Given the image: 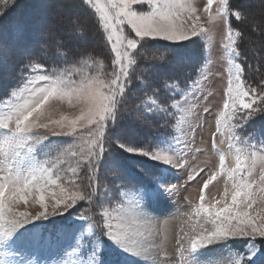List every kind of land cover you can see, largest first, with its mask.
<instances>
[{
    "label": "snow or ice",
    "instance_id": "6c2138e0",
    "mask_svg": "<svg viewBox=\"0 0 264 264\" xmlns=\"http://www.w3.org/2000/svg\"><path fill=\"white\" fill-rule=\"evenodd\" d=\"M212 5L207 0L204 12ZM87 6L99 13L100 40L110 61L108 66L99 62L95 74L84 71L98 63L89 64L88 49L71 46L85 38L78 15H38L0 30V77H13L0 100V264H117L118 256L148 264L139 258L158 247L150 226L153 205L176 191L169 174L189 166L188 145L181 148L172 131L180 122L174 110L190 99L199 103L194 77L201 75L205 57L192 65L181 53L145 49L157 47L159 40L196 44L206 34L196 23L197 8L190 0H107L104 5L80 0V7ZM242 13L240 0H217L215 19L227 25L230 69L216 133L221 144L227 140L235 163L226 168L227 155L220 152L219 170L204 182L196 215L204 214L213 227L187 246L183 238L177 240L182 264H202L215 250L211 245L228 249L227 264H264V66L253 68L238 50L234 37L242 39L244 30L232 24ZM46 49L57 60L55 50H64L65 62L72 57L76 64L50 70L41 55ZM52 100L81 110L74 120L51 121L60 131L45 122L50 116L45 106ZM153 128L152 139L134 135ZM53 137L73 142L60 147L64 141ZM221 174L231 188L226 184L222 200L205 206L204 189ZM21 203L39 210L19 211ZM54 217L65 222L47 231L43 222Z\"/></svg>",
    "mask_w": 264,
    "mask_h": 264
},
{
    "label": "rangeland",
    "instance_id": "374dc122",
    "mask_svg": "<svg viewBox=\"0 0 264 264\" xmlns=\"http://www.w3.org/2000/svg\"><path fill=\"white\" fill-rule=\"evenodd\" d=\"M15 1L17 2V0H0V12L6 13L0 16V30L7 28L16 21L28 20L38 15L62 19L69 14H75L80 17V25L83 30L82 35L85 38L80 41L71 42V46L76 50L88 49V55L85 58L88 59L89 64H91L92 60L98 62L97 64H91V69L84 68V71L88 72L91 70L95 74L99 71V62L101 61L105 66L109 65L110 61L103 51L100 40L98 28L99 13H96L95 9L91 8V6H87V8L80 7V0H22L17 3ZM94 2L104 5L107 0H94ZM190 2L197 8V14L200 16L199 21L196 23L205 30L206 34L201 36L196 44H191L187 41L172 42L159 40L154 42L157 47L145 49L149 54L163 53L167 55L173 51L181 53L187 62L192 65L196 64V61L199 60L202 54L205 57L199 64L201 75L194 77L199 80L200 91L197 92V96L201 97L199 103H195L190 99L189 103L185 104L182 110H174L175 119L180 122L172 131L175 132L177 138L181 141V148H183L184 144L188 145L185 158L189 166L187 170L169 174L170 183L176 186V191L166 200L153 205L154 212L152 213L153 219L151 224H156V226H151V228L159 236L158 247L155 249L156 255L139 258L141 260L147 259L148 264H151L153 259L157 261V264H182L180 253L177 251V240L183 238L187 246V241L190 238L197 237L205 229L211 230L213 227L211 223H205L206 217L204 214L196 215L201 202V189L204 182L219 170L220 152L227 155L226 168L234 166L235 163L234 155L229 154L227 140L221 144V136L216 133V115L223 108L230 69L229 51L225 48V45L228 43L226 38L227 25L215 19L217 0H213L209 13L204 12L207 0H190ZM240 4L243 8L241 19L245 21L242 24L245 37L241 46L238 42L239 37H234L239 46L238 50L242 55V51H246V55L250 54L254 57V60H250L249 57L247 58V63L252 64L253 68L258 63L264 66V0H240ZM209 15L213 19L210 20ZM191 23L189 21L186 26H190ZM157 48L159 49L158 52ZM55 51L58 52L59 60L47 49L41 54L43 62L47 64L50 70L59 72L65 68L70 69L76 64V60L72 57H69L67 62H65L63 58L67 53L64 50ZM261 70L264 71V67ZM194 71L195 67L189 68L190 73H194ZM246 74L252 75V73L247 71ZM75 79H79V77H75ZM256 80H259V76H256ZM10 83H13V77H0V100L4 98L5 90ZM204 97L207 99L205 100ZM205 107L210 109L208 113L204 112ZM0 108H3V105H0ZM188 108H191L192 111L189 112ZM45 110L50 111V116L45 122L50 123L52 127H56L57 131L61 129L56 125H52L51 121H60L65 118L67 121H71L76 119L81 111L79 107H70L66 100H52L45 106ZM39 131L43 132L45 129H39ZM64 131H68V129L65 128ZM214 134L215 146L213 144ZM84 135L87 136V133H84ZM134 135L143 141L145 138L152 139L153 136H156L157 130L155 128L151 130H136L134 131ZM52 139L53 141L62 139L64 143L60 147L73 142L72 137H53ZM51 147L53 154H55V143ZM234 151L235 149L233 148V153ZM128 163L131 164V161H128ZM260 168L261 165L258 160L255 168V177L257 179ZM226 184L230 189L231 181L227 180L226 175L221 174L217 176V179L207 189H204L205 206H210L222 200ZM256 207L259 210V206ZM18 210L35 214L39 210V206L31 203L28 205L21 203L18 206ZM64 222L65 220H62L60 217H54L51 223L45 221L43 224L47 231H52L55 225ZM209 247L215 248V250L209 252L208 256L203 258L202 264H209V262L211 264H227V261L223 257L227 256L228 249L219 248L217 245ZM234 247H242V244L236 243ZM44 256L47 258L49 254L45 253ZM50 258L56 259L57 257L51 256ZM117 264H136V262L129 257L121 259L118 256Z\"/></svg>",
    "mask_w": 264,
    "mask_h": 264
},
{
    "label": "trees",
    "instance_id": "16d2710c",
    "mask_svg": "<svg viewBox=\"0 0 264 264\" xmlns=\"http://www.w3.org/2000/svg\"><path fill=\"white\" fill-rule=\"evenodd\" d=\"M19 1H22V0H17V2H19ZM16 2V1H15ZM16 2V3H17ZM15 5V4H14ZM8 17V16H7ZM243 23H245V21L244 20H240L239 22H236V21H234V23L232 24V26H233V28L235 29V28H237V27H241V28H243L242 27V24ZM244 30V29H243ZM244 37H245V33H244V36H243V38L241 39L240 37H239V39H238V42H239V45L241 46L242 44H243V42H244ZM243 52V56H247V58L249 57L250 58V60H254V57H252L250 54L249 55H246L247 54V52L246 51H242ZM256 64H257V61H256ZM259 64V63H258ZM260 65V64H259Z\"/></svg>",
    "mask_w": 264,
    "mask_h": 264
},
{
    "label": "bare ground",
    "instance_id": "6f19581e",
    "mask_svg": "<svg viewBox=\"0 0 264 264\" xmlns=\"http://www.w3.org/2000/svg\"><path fill=\"white\" fill-rule=\"evenodd\" d=\"M150 226H152V227H154V226H156V224H151ZM153 239L156 241V243L158 242V240H159V236H157L156 234L153 236ZM151 255H156V252H155V250H153V252L149 255V256H151ZM148 256V257H149ZM156 257V256H155Z\"/></svg>",
    "mask_w": 264,
    "mask_h": 264
}]
</instances>
